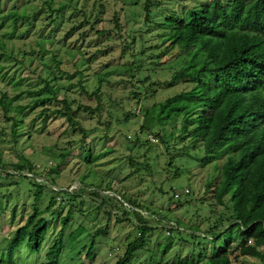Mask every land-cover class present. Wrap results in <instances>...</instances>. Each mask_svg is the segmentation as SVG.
I'll use <instances>...</instances> for the list:
<instances>
[{
  "label": "rangeland",
  "instance_id": "374dc122",
  "mask_svg": "<svg viewBox=\"0 0 264 264\" xmlns=\"http://www.w3.org/2000/svg\"><path fill=\"white\" fill-rule=\"evenodd\" d=\"M44 1L0 0V98L2 92L10 99L18 96L12 107H28L39 97L28 92L43 88L45 78L56 89V99L20 112H5L0 104V248H7L9 236L36 207L48 220L42 245L31 252L21 243L14 258L17 264L47 261L61 218L71 209L58 263L115 264L126 244L140 236L136 210L152 228L130 264H205L213 242L194 235L208 233L216 221L226 226L230 215V195L224 204L214 196L225 152L206 157L184 135L192 120L188 114L204 103L203 92L191 82L168 85L184 58L154 26L171 11L205 0H162L147 27L144 0H48L55 8L64 5L63 16L55 12L53 22ZM166 100L168 107L162 108ZM67 105L79 127L72 128L58 112ZM23 159L37 169L44 185L40 195L23 173L27 170L12 173ZM51 183L72 190L56 195ZM54 195L55 203L46 209ZM230 248L232 264H261L240 254L237 242Z\"/></svg>",
  "mask_w": 264,
  "mask_h": 264
},
{
  "label": "trees",
  "instance_id": "16d2710c",
  "mask_svg": "<svg viewBox=\"0 0 264 264\" xmlns=\"http://www.w3.org/2000/svg\"><path fill=\"white\" fill-rule=\"evenodd\" d=\"M44 3L50 14V22L57 19L55 12L63 16L64 5L55 8L48 0ZM161 3L162 0H144L142 11L145 27L151 22L153 8L159 7ZM84 5L85 1L81 6ZM154 26L155 29H161L158 34L161 40L169 41L171 47L176 48V56L184 58V64L172 73L168 85L180 81L191 82L201 87L203 92L204 103L188 114H191L192 120L184 135L198 143L206 157L213 156L217 151L225 152L214 196L218 203L224 204L225 196L230 195L227 197L230 215L226 219V226L221 228L216 221L208 228V233L194 235L213 242L205 264H232L231 241L239 244L240 254L255 257L264 264V0H205L180 13L171 11L161 20L155 21ZM2 57L3 53H0V72L3 70ZM52 60L56 64L59 62L55 55H52ZM141 63V60H137L136 66L140 67ZM44 82L43 88L28 92L34 97L39 96L28 107H12L11 101L18 96L10 99L2 92V109L5 112H20L25 107L46 104L56 99V89L49 84L48 78ZM169 102L166 100L162 108L168 107ZM66 108L58 112L66 115L72 128L79 127L75 112L69 110V105ZM80 108L89 110L85 106H78L77 109ZM46 118L45 115L43 121ZM13 119L12 135L17 125L16 118ZM79 129L85 135L86 131ZM136 138L135 142H138V136ZM160 140L163 141L162 138ZM60 155L64 156L62 153ZM129 159L132 160L131 157ZM85 160H93L91 150ZM33 167L27 159H23V162L13 164L15 172L12 173L19 175V172L31 171ZM50 170H53L52 167H49ZM7 174L10 173L4 175ZM32 183L36 186L35 194L40 195L43 183L33 180ZM61 191L70 193L67 190L54 193L57 195ZM91 193L97 195L95 190ZM114 195L121 200L125 198L117 193ZM55 198V195L50 197L46 209L55 203ZM126 199L127 202L135 203ZM70 211L61 218L62 227L49 246L47 261L38 264H59L57 257L65 246L64 229ZM12 212L11 215L15 216V208ZM133 213L140 223V236L126 244L115 264H130L136 252L146 247L147 233L152 227L140 212L135 210ZM47 227L48 220L42 216V211L34 207L26 221L9 236L7 248H0V264H17L14 251L21 243H27L31 252L38 251ZM222 236V244L215 246L214 243ZM170 247L169 242L164 252Z\"/></svg>",
  "mask_w": 264,
  "mask_h": 264
},
{
  "label": "built area",
  "instance_id": "2783aa9c",
  "mask_svg": "<svg viewBox=\"0 0 264 264\" xmlns=\"http://www.w3.org/2000/svg\"><path fill=\"white\" fill-rule=\"evenodd\" d=\"M36 170H37L36 168H33L31 171H30V170H27L26 172H23V173H25V175H26L27 177L32 178V180L41 182L40 179L37 178V176H36V174H37ZM42 171L44 172V170H42ZM46 171L48 172V171H49V168H46ZM41 183H42V182H41ZM46 185H47V184H46ZM48 186H50V189H51L53 192H58L59 190H67V191H71V190H72V188H62V189H59V188H57L56 186H54L52 183H51V185H48ZM188 192H189V190H188L187 188H185V189L183 190V193H184V194H186V193H188ZM57 195H59V194H57ZM180 195H181L180 192H175V196H176V197H179ZM57 198H58V197H57ZM248 242L250 243L251 240H248Z\"/></svg>",
  "mask_w": 264,
  "mask_h": 264
}]
</instances>
